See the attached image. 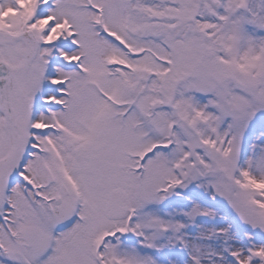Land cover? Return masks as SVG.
<instances>
[{
    "label": "snow or ice",
    "instance_id": "obj_1",
    "mask_svg": "<svg viewBox=\"0 0 264 264\" xmlns=\"http://www.w3.org/2000/svg\"><path fill=\"white\" fill-rule=\"evenodd\" d=\"M0 264H264V0H0Z\"/></svg>",
    "mask_w": 264,
    "mask_h": 264
}]
</instances>
